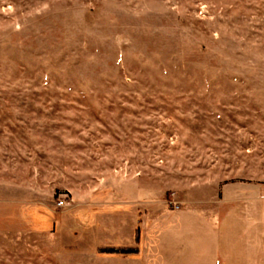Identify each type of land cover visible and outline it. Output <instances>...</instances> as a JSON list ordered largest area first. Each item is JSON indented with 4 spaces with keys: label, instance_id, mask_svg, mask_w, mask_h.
Masks as SVG:
<instances>
[{
    "label": "rangeland",
    "instance_id": "rangeland-1",
    "mask_svg": "<svg viewBox=\"0 0 264 264\" xmlns=\"http://www.w3.org/2000/svg\"><path fill=\"white\" fill-rule=\"evenodd\" d=\"M235 183L264 186V0H0V264H146Z\"/></svg>",
    "mask_w": 264,
    "mask_h": 264
},
{
    "label": "crops",
    "instance_id": "crops-1",
    "mask_svg": "<svg viewBox=\"0 0 264 264\" xmlns=\"http://www.w3.org/2000/svg\"><path fill=\"white\" fill-rule=\"evenodd\" d=\"M146 264H264V186L224 185L212 209L170 210L140 242Z\"/></svg>",
    "mask_w": 264,
    "mask_h": 264
},
{
    "label": "trees",
    "instance_id": "trees-1",
    "mask_svg": "<svg viewBox=\"0 0 264 264\" xmlns=\"http://www.w3.org/2000/svg\"><path fill=\"white\" fill-rule=\"evenodd\" d=\"M136 250H132V249H124V250H112L108 253H118V254H134L136 253Z\"/></svg>",
    "mask_w": 264,
    "mask_h": 264
},
{
    "label": "built area",
    "instance_id": "built-area-1",
    "mask_svg": "<svg viewBox=\"0 0 264 264\" xmlns=\"http://www.w3.org/2000/svg\"><path fill=\"white\" fill-rule=\"evenodd\" d=\"M58 205H59V206H62L63 203H62V202H59ZM175 208L178 209V207H176V206H175Z\"/></svg>",
    "mask_w": 264,
    "mask_h": 264
}]
</instances>
